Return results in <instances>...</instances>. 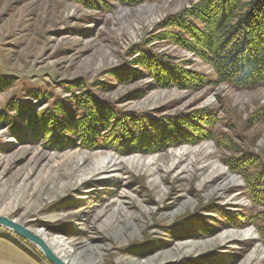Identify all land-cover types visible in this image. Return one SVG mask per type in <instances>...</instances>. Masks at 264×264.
Listing matches in <instances>:
<instances>
[{"label":"rangeland","instance_id":"374dc122","mask_svg":"<svg viewBox=\"0 0 264 264\" xmlns=\"http://www.w3.org/2000/svg\"><path fill=\"white\" fill-rule=\"evenodd\" d=\"M199 1L0 0V216L46 230L66 264H264V87L219 84L211 65L173 42L166 21ZM150 55L201 82L156 84L138 65ZM88 95L125 120L189 127L180 141L136 139L127 152L104 134L107 123L92 137L44 125L65 105L73 130ZM57 132L70 144L54 143Z\"/></svg>","mask_w":264,"mask_h":264},{"label":"trees","instance_id":"16d2710c","mask_svg":"<svg viewBox=\"0 0 264 264\" xmlns=\"http://www.w3.org/2000/svg\"><path fill=\"white\" fill-rule=\"evenodd\" d=\"M115 1L125 5H138L144 0ZM164 28H174L175 31H171L173 42L211 65L219 84H228L242 90L264 87V0H200L177 17L166 21ZM148 57L152 63L141 59L142 62L138 65L151 75L156 84L161 83L164 88H168L173 82L180 83V86L188 90L201 82L199 77L197 79L188 71L171 65L158 55ZM203 84L205 86V82ZM81 105L84 112L79 120L72 122L74 119L70 118V127L73 130L69 129L64 116L65 105L56 107L42 121L45 126L50 124L48 128L52 131H61V128H64L62 132L78 133L86 137H92L93 134L100 135L101 128H104L102 131L104 133L107 129L98 126L107 123L111 131L104 134L113 131L112 143L120 144L115 146V149L122 147L127 149V152L138 149L133 142L136 139L141 146L148 144L150 147L159 143L155 139H159L160 143L164 140L180 141L184 138L182 130L189 127L187 123H180L166 117L154 121L144 118L146 115H143V117H129L125 120V114L115 112L106 103L96 101L91 95L83 98ZM20 109L19 118H23L26 112ZM11 116L6 115V119L2 118V121L12 124L13 116ZM97 116L100 117L99 120H96ZM203 118V112L197 111L192 117L191 124L198 128ZM130 121H134L136 127L133 128ZM152 128L155 129L154 132ZM53 137V142L56 144H70L67 143L69 138L65 136V133L57 132L51 135V138ZM126 153L122 155H128ZM0 238L11 241L36 258L30 249L13 238L12 233L4 230V233H0Z\"/></svg>","mask_w":264,"mask_h":264},{"label":"water","instance_id":"95a60500","mask_svg":"<svg viewBox=\"0 0 264 264\" xmlns=\"http://www.w3.org/2000/svg\"><path fill=\"white\" fill-rule=\"evenodd\" d=\"M0 228L33 245L50 264H66L38 233L4 216H0Z\"/></svg>","mask_w":264,"mask_h":264},{"label":"crops","instance_id":"0c3cea01","mask_svg":"<svg viewBox=\"0 0 264 264\" xmlns=\"http://www.w3.org/2000/svg\"><path fill=\"white\" fill-rule=\"evenodd\" d=\"M0 264H39L14 243L0 238Z\"/></svg>","mask_w":264,"mask_h":264},{"label":"bare ground","instance_id":"6f19581e","mask_svg":"<svg viewBox=\"0 0 264 264\" xmlns=\"http://www.w3.org/2000/svg\"><path fill=\"white\" fill-rule=\"evenodd\" d=\"M80 156V155H79ZM90 156V155H89ZM81 158L82 159H84V160H86L88 157L86 156H84V155H81ZM109 156H101V155H99V156H96L95 157V159L97 160V162H100V161H102V162H106V161H108L109 160ZM113 158H115V157H113ZM94 159V158H93ZM110 160H111V158H110ZM109 163H111V161H109ZM126 197V196H125ZM127 198V197H126ZM124 204H125V202H124ZM39 231V230H38ZM40 236H43L45 239H46V241L50 244L49 246H53L54 245V241H53V239L49 236V234L47 233V231L46 230H44V229H40V231L39 232H37ZM42 237V238H43ZM89 237H90V240H92V241H102L101 239L102 238H96L94 235H92V234H90L89 235ZM43 238V239H44ZM56 253H57V255H59L58 257H60L61 259H67V257H69V255L67 254V252H65L64 250H63V253L64 254H60L59 252H57L56 251ZM69 264H70V262H68Z\"/></svg>","mask_w":264,"mask_h":264}]
</instances>
